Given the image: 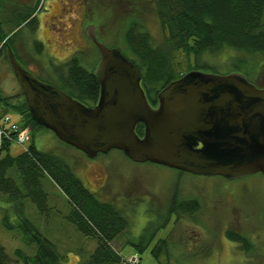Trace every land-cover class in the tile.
<instances>
[{
	"label": "rangeland",
	"instance_id": "1",
	"mask_svg": "<svg viewBox=\"0 0 264 264\" xmlns=\"http://www.w3.org/2000/svg\"><path fill=\"white\" fill-rule=\"evenodd\" d=\"M35 5H38L37 35L45 46V56L41 60L33 59L30 46L25 45V33L16 38L14 47L23 67L39 81L50 85L54 81L50 64L61 68L62 63L78 52L87 65L97 63V51L85 33L90 26H93L100 43L112 47L118 45L131 20L143 22L156 42L163 39L161 23L151 4L140 0H3L0 9L3 31L12 30V26H6L5 22H12L16 12H23V6ZM238 58H244L246 62L235 69L233 61ZM210 62L220 65L210 73L222 76L240 74L251 84L264 89L262 56L249 57L227 50L211 58ZM173 66L178 76L195 71L193 58L181 51L173 53ZM19 90L13 73L1 57L0 91L14 95ZM0 109H3L1 103ZM10 116L21 124L20 116L14 111L10 110ZM26 131L30 138L34 136L40 150L58 151L69 158L91 193L125 211L126 229L112 242L124 260H134L136 256L140 264H161L153 257L152 250L159 240H167L171 257L161 255L162 264H264L263 173L235 183L221 177L197 176L151 163H134L118 150L89 160L80 151L61 146L48 130ZM28 143L23 147L12 145L9 154L16 157L24 153ZM42 186L47 196L46 209L42 213L28 198L23 199L19 207L0 194V246L9 264H25L24 257L31 259L36 254V244L20 229L21 221L16 210L19 208L22 217L28 219L37 232L63 255L62 264H80L94 251L96 240L84 237L69 222L71 206L64 194L47 178L42 180ZM177 199L200 202L202 209L197 216L200 224L195 220V212L186 217L183 211L173 209ZM4 216L8 229L3 225ZM164 223V228L154 231ZM226 231L245 235L254 252L247 258L238 245L225 237ZM141 238L149 240L148 247L142 252L132 245L138 244ZM197 253L201 254L202 260L195 258Z\"/></svg>",
	"mask_w": 264,
	"mask_h": 264
},
{
	"label": "trees",
	"instance_id": "2",
	"mask_svg": "<svg viewBox=\"0 0 264 264\" xmlns=\"http://www.w3.org/2000/svg\"><path fill=\"white\" fill-rule=\"evenodd\" d=\"M140 1L151 4V9L154 10L164 32L162 41L156 42L143 22L131 20L115 47L139 69L141 87L149 104L153 107L158 103V94L170 83L183 76H178L174 69L173 53L175 52L181 51L192 57L194 72L202 73H210L218 69L220 65H212L210 59H214L227 50L249 57L259 55L264 58V0ZM21 10L23 12L14 14L12 22H5L6 26H12L10 32L3 31L4 22L0 21V59L4 58L9 68L7 47L11 48L17 61L22 66L24 64L14 47L16 38L24 33L27 36L24 38L25 45L27 48L28 45L30 46V55L33 59L41 60L45 56V46L37 35L38 5L23 6ZM104 44L109 48H115ZM77 54L79 52L62 63L64 65L61 68L50 64L54 80L52 86L59 88L85 106L93 107L99 96V86L94 74L97 63L89 66ZM245 62L244 58L235 59L233 67L238 69ZM0 103L3 105L0 118L10 114L12 110L20 116L22 122L19 125L22 129H31L34 132L45 130L31 119L21 90L14 95H5L0 91ZM136 133L139 137L143 136L142 124L137 126ZM1 142L0 194L5 196L7 201L20 207L22 200L28 198L42 213L47 205L42 180L49 179L64 194L71 206L69 222L84 237L96 240L97 245L94 251L82 259L80 264H129L112 245L128 224L127 215L123 209L91 193L69 158L58 151L40 150L34 136L30 138L27 150L16 157L9 154L11 144L5 139ZM60 145L73 149L62 142ZM175 208H178L180 212L183 211L186 217L192 216L196 208L195 201L177 199L173 203V209ZM16 210L21 221L20 229L37 246L34 257L31 259L24 257V263L62 264L63 255L50 241L37 232L28 219L22 217L19 208ZM3 225L9 228L5 216ZM164 225L166 224L159 225L153 230L159 231L164 228ZM226 237L240 244L241 249L245 247V236L227 231ZM143 239L141 238L138 244H132L140 252L149 245V240L143 241ZM157 243L152 250V255L162 264L161 255L164 254L169 258L171 252L167 249L169 246L167 240H159ZM0 264H9L2 246H0Z\"/></svg>",
	"mask_w": 264,
	"mask_h": 264
},
{
	"label": "water",
	"instance_id": "3",
	"mask_svg": "<svg viewBox=\"0 0 264 264\" xmlns=\"http://www.w3.org/2000/svg\"><path fill=\"white\" fill-rule=\"evenodd\" d=\"M99 53L97 103L88 107L39 81L7 47L10 69L31 119L87 158L112 150L151 163L229 181L264 173V89L243 75L190 72L170 83L151 106L139 69L119 49L85 29ZM143 125V136L136 128Z\"/></svg>",
	"mask_w": 264,
	"mask_h": 264
},
{
	"label": "built area",
	"instance_id": "4",
	"mask_svg": "<svg viewBox=\"0 0 264 264\" xmlns=\"http://www.w3.org/2000/svg\"><path fill=\"white\" fill-rule=\"evenodd\" d=\"M3 139L7 140L10 144L22 147L29 141L28 133L22 130L9 115H3L0 118V149ZM130 263L135 264L136 260H130Z\"/></svg>",
	"mask_w": 264,
	"mask_h": 264
},
{
	"label": "flooded vegetation",
	"instance_id": "5",
	"mask_svg": "<svg viewBox=\"0 0 264 264\" xmlns=\"http://www.w3.org/2000/svg\"><path fill=\"white\" fill-rule=\"evenodd\" d=\"M2 2H3V0H0V6L2 5ZM0 9H2V6L0 7ZM89 39V41L91 42V44H92V46L96 49V46L93 44V42L91 41V39L90 38H88ZM97 41H99V39L97 38ZM97 50V49H96ZM99 61V60H98ZM97 61V62H98ZM108 154V153H107ZM107 154H98L95 158H97V157H102V156H106ZM102 155V156H101ZM94 158V159H95ZM89 160H93V159H89ZM129 160V159H128ZM131 161V160H130ZM131 162H133V161H131ZM244 178H246V177H244ZM244 178H240V179H237V180H231V181H229V180H227V179H224V180H226V181H229V182H235V183H238V182H240L241 180H243ZM223 195V194H222ZM227 202H230V200L229 201H227ZM195 206H196V208H195V220H197V224H200L201 222H199L200 220H199V218L197 217L199 214H200V212H201V205H200V202L198 201V200H195ZM175 211H177V212H180L179 211V209L178 208H175L174 209ZM174 214H176V212L174 213ZM199 220V221H198ZM199 222V223H198ZM227 232V231H226ZM226 232H225V237H226ZM241 235V234H240ZM242 236H245V235H242ZM246 237V236H245ZM229 241H231L230 239H228ZM231 242H233V241H231ZM234 244H236V245H238L239 246V248L241 249V245L240 244H237V243H235V242H233ZM244 243H245V247L243 248V249H241L244 253H245V256L248 258V255H251L253 252H254V247H253V245L251 244V242L249 241V239L246 237L245 239H244ZM201 254L200 253H197V254H195V258L197 259V260H200L201 258ZM202 260V259H201Z\"/></svg>",
	"mask_w": 264,
	"mask_h": 264
}]
</instances>
